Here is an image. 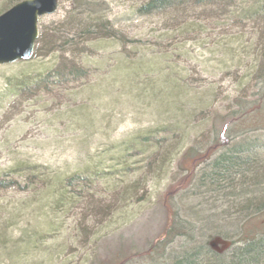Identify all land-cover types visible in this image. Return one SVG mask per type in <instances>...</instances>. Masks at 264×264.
<instances>
[{"label": "rangeland", "instance_id": "1", "mask_svg": "<svg viewBox=\"0 0 264 264\" xmlns=\"http://www.w3.org/2000/svg\"><path fill=\"white\" fill-rule=\"evenodd\" d=\"M14 1L0 0V15ZM71 1L59 0L53 15L40 18L38 33L62 20ZM105 1L108 25L122 42L73 53L86 60L87 84L16 91L39 73L41 60L0 66V170L36 163L51 177L84 173L83 185L48 182V199L37 198L40 182L35 192L20 177L16 188L0 192V264H118L122 257L143 264L169 222L177 235L158 245L155 264L185 255L193 264H230L245 247L246 226L260 232L254 241L264 249V116L236 124L228 117L232 99L256 98L249 96L264 78V62L251 52L263 44L259 23L200 9L181 19L140 16L142 0ZM227 130H238L230 144L249 143L239 155L252 168L213 184L214 161L235 154L226 150ZM24 232L29 241L37 235L20 259L11 242ZM215 239L229 245L213 254L208 243ZM251 264H264V254Z\"/></svg>", "mask_w": 264, "mask_h": 264}, {"label": "trees", "instance_id": "2", "mask_svg": "<svg viewBox=\"0 0 264 264\" xmlns=\"http://www.w3.org/2000/svg\"><path fill=\"white\" fill-rule=\"evenodd\" d=\"M21 1L23 0H15L10 6ZM107 7L108 5L105 0H72L65 17L53 23L51 28H44L38 35L32 59L41 60L37 66L39 73L32 77L25 76L15 85L14 89L20 91L30 88L29 90L33 89V91L37 92H49L50 89L58 87L61 90L64 87H73V85L80 81H84V84H87L89 71L84 67L86 60L82 58V56L76 57L73 53L76 51H84L86 47L97 48L98 44H104L105 42H109L113 45H119V43L122 42L123 36L108 25L106 16ZM196 9H200V12L203 13H206L205 9H213L210 13L224 16L228 15L226 19L229 18V15L234 16L237 13L238 17L241 20L247 21V23L255 22L256 25L259 23L261 29H259V34L263 44H261L262 46L260 44H254L255 52L248 49L254 53L253 61L261 59L262 63L264 62V0H142L137 8V13L140 16L155 15L163 18L174 16L176 19H181L179 15L186 16L187 12H193ZM65 46H67L69 50H63L62 47L64 48ZM40 49L45 50V52L41 54L42 56H40ZM60 49H62L61 52H59ZM65 51L69 53V59L64 58L63 55L66 54L64 53ZM58 52L61 53L62 56L58 54ZM49 56H52V59H49ZM46 58L47 60H45ZM49 63L51 64L50 66ZM260 82V90L251 93V96H249V98H256L247 100V98L239 96L232 99L234 108L230 111V114H228V117L232 119V123L236 124V122L243 121L248 116L252 117L253 113L264 116V78ZM238 130H227L228 132L225 134L226 150H233L235 154H224L214 161L208 180L206 179L210 183L227 182L232 175L241 174L243 171H248L252 168L250 167L252 164L248 162V158H243L239 155V153L250 150L248 149L249 143L242 142L240 144H230L228 141ZM228 133L229 136H227ZM219 137L220 139L224 138V136ZM236 137L237 136H233L231 140ZM156 145L158 148L164 146L160 142H157ZM213 146H217V140H215ZM152 147H155V145L153 144ZM185 150L192 149L187 148ZM236 153L238 155H236ZM47 172L48 168L36 163L0 170V192L10 188H16L19 185L17 182L18 177L23 178L27 187L32 190L34 189L31 186L39 184L40 182L43 187L39 189L37 198L46 199L53 195L54 190H52L49 183L54 185L59 184L60 187L65 188L71 187L74 183L78 182L80 185H83L82 183L84 182L82 178L84 175L83 171H74L73 174L67 178H64L65 176L57 172L51 177ZM253 173H255V171ZM34 191L37 192V190ZM244 195L245 194H238L237 196L240 198ZM244 201H249L250 205L249 199H244ZM247 222L251 221L248 220ZM176 231L177 229L174 223H167L163 236L156 243L151 244L145 251L147 260L140 263L146 264L148 260L153 261L154 264L159 262L158 257H155L153 253L156 252L157 248H164L169 243L170 239L177 235L175 233ZM24 233V239L11 242L12 248H15L16 251L20 253L18 256L20 259L24 257L23 252L26 246L30 245V243L34 244V240L31 237L37 235V233H31V241H29L25 239L28 234H26V232ZM259 233L260 232L257 229H253L252 226H246L243 231V242L245 247L236 251V254H234L230 260V264H251V262L259 261L260 257L264 254L261 242L254 241ZM3 235L7 238L8 236L10 237L8 233H4ZM158 245L161 246L158 247ZM161 255L162 254H160L159 257ZM117 261L119 262L118 264H128L127 262H129V259L122 257L118 258ZM193 263V260L185 255L182 260L176 261L175 264ZM218 264L227 263L218 262Z\"/></svg>", "mask_w": 264, "mask_h": 264}, {"label": "water", "instance_id": "3", "mask_svg": "<svg viewBox=\"0 0 264 264\" xmlns=\"http://www.w3.org/2000/svg\"><path fill=\"white\" fill-rule=\"evenodd\" d=\"M59 0H23L0 15V66L29 61L38 37V20L53 15ZM220 250L229 243L218 240Z\"/></svg>", "mask_w": 264, "mask_h": 264}, {"label": "bare ground", "instance_id": "4", "mask_svg": "<svg viewBox=\"0 0 264 264\" xmlns=\"http://www.w3.org/2000/svg\"><path fill=\"white\" fill-rule=\"evenodd\" d=\"M212 11V9H210V10H206L205 9V12L207 13V12H211ZM221 241V240H220ZM218 244V239H215V240H213V241H210L209 243H208V247H209V249L213 252V254H217V253H219L218 252V250H220V248H217V245ZM204 252V253H203ZM198 253H201V255H203V254H205V251L203 250L202 252L201 251H199ZM200 255V254H199ZM209 264H214V262H212V263H209Z\"/></svg>", "mask_w": 264, "mask_h": 264}]
</instances>
